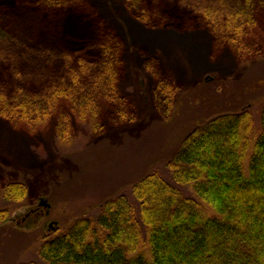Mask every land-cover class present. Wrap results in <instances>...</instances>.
<instances>
[{"label": "trees", "instance_id": "trees-1", "mask_svg": "<svg viewBox=\"0 0 264 264\" xmlns=\"http://www.w3.org/2000/svg\"><path fill=\"white\" fill-rule=\"evenodd\" d=\"M124 0L149 27L206 28L213 53L239 60L264 56V0ZM122 41L86 0H0V119L33 135L51 127L63 145L74 125L105 132L103 117L135 119L120 93ZM154 107L169 117L177 87L149 56ZM253 131L247 109L198 123L167 162L129 194L102 202L40 241L42 264H264V106ZM0 196L21 202L28 189L6 182ZM9 210L0 209V223ZM23 262L19 264H41Z\"/></svg>", "mask_w": 264, "mask_h": 264}, {"label": "rangeland", "instance_id": "rangeland-1", "mask_svg": "<svg viewBox=\"0 0 264 264\" xmlns=\"http://www.w3.org/2000/svg\"><path fill=\"white\" fill-rule=\"evenodd\" d=\"M86 1L122 41L118 88L135 119L115 125L107 111L105 132L97 136L87 125L75 123L68 145L49 126L30 135L0 119V188L17 180L28 189L21 202L7 203L0 196V209L9 210L0 223V264L40 262L37 250L43 237L62 232L80 217L95 216L102 202L129 194L153 169L169 175L167 162L198 123L247 109L253 131L260 128L263 55L239 60L227 47L214 54L206 28H152L136 21L124 0ZM260 27L264 42V12ZM149 56L158 60L159 74L177 87L167 118L153 104L155 79L144 67Z\"/></svg>", "mask_w": 264, "mask_h": 264}, {"label": "water", "instance_id": "water-1", "mask_svg": "<svg viewBox=\"0 0 264 264\" xmlns=\"http://www.w3.org/2000/svg\"><path fill=\"white\" fill-rule=\"evenodd\" d=\"M40 204L43 205V206H47V205L45 204V202H40Z\"/></svg>", "mask_w": 264, "mask_h": 264}]
</instances>
